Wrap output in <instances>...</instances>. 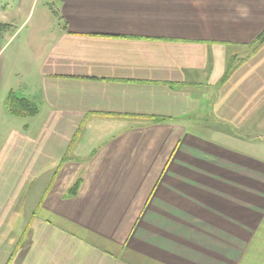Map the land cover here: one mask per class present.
<instances>
[{
  "label": "crops",
  "instance_id": "obj_1",
  "mask_svg": "<svg viewBox=\"0 0 264 264\" xmlns=\"http://www.w3.org/2000/svg\"><path fill=\"white\" fill-rule=\"evenodd\" d=\"M60 3L62 29L25 64L0 46V81L45 111L1 142L0 264H264V46L249 49L264 0Z\"/></svg>",
  "mask_w": 264,
  "mask_h": 264
},
{
  "label": "rangeland",
  "instance_id": "obj_2",
  "mask_svg": "<svg viewBox=\"0 0 264 264\" xmlns=\"http://www.w3.org/2000/svg\"><path fill=\"white\" fill-rule=\"evenodd\" d=\"M5 7L6 16H4L7 21L0 22V24L5 23L8 25V28L4 32L0 33V46L5 45L6 42L10 40L7 54L10 53L12 55V60H15L17 55L21 63L24 64L28 59H30L29 52H36L44 48L48 37L52 36L54 32L62 29L64 25L62 17L56 15L61 7L60 0H8V2L4 4V8ZM241 54L243 55L244 52ZM29 66H31V64H27L25 67ZM7 73L8 72L6 71V76H3L2 81L0 82H2V84H6L7 86H12L9 94L13 92L20 95L18 92V86L20 83L15 79L9 80ZM211 90L212 89L206 87V85H203L200 89V91L204 94H207ZM7 97L6 95L3 96L2 93H0V98H4L3 101H0V148L2 145L1 142L6 139L8 129L11 130L15 122L17 123L15 126L17 128L19 126L24 127V125L27 124L30 125V131L34 133L37 132L35 130L42 129L44 125L41 121L43 117H45V111L41 115L40 120H38L37 116L32 118H23L12 116L10 113L8 114L6 103L4 101ZM212 122L213 121L211 119L210 123ZM207 124H209V121L202 119L200 128L206 126ZM5 132L7 133L4 136ZM11 175L12 171L9 172L8 177ZM38 180L39 179H37V181ZM17 188L18 187L16 185L9 186L8 194L10 196L18 194L20 189L17 190ZM37 195L38 194L34 190V185L32 183L29 186V189L25 188L24 195L22 196L24 199L22 202L15 199V202L9 203L11 215L7 220L8 228L5 235V238H8V241L14 239L16 243L21 240L22 237H25L23 231L26 230L28 223L27 211L33 205L34 198H36Z\"/></svg>",
  "mask_w": 264,
  "mask_h": 264
},
{
  "label": "trees",
  "instance_id": "obj_3",
  "mask_svg": "<svg viewBox=\"0 0 264 264\" xmlns=\"http://www.w3.org/2000/svg\"><path fill=\"white\" fill-rule=\"evenodd\" d=\"M7 28H8L7 24H5V23L0 24V33L4 32ZM263 46H264V29L256 37V39L249 45L250 55H253L256 52H258ZM243 60H244L243 58H241V57L238 58V56L235 54L229 58L228 63H227V67H226L225 75L221 79L222 84L225 83L233 75V73L238 68L240 62L242 63ZM5 103H6V107H7L8 112L13 116L34 117V116H37V114L39 113V110H40L39 106L35 102H33L32 100H29L25 96H21V95H18L16 93H13V92H11L8 95ZM153 119L156 121H163L166 118L155 117ZM80 131H81V128L77 131L74 139L72 140V143L70 144L68 151L66 153V156H65L66 158L71 153V150L73 149V145H74L75 141L77 140ZM65 157H64V160H65ZM79 184H80V182H77L71 188L70 194L74 195L77 192Z\"/></svg>",
  "mask_w": 264,
  "mask_h": 264
}]
</instances>
